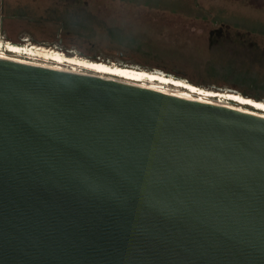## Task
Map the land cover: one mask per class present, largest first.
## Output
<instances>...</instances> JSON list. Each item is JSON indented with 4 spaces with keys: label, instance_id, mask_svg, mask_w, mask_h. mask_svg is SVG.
I'll return each mask as SVG.
<instances>
[{
    "label": "water",
    "instance_id": "obj_1",
    "mask_svg": "<svg viewBox=\"0 0 264 264\" xmlns=\"http://www.w3.org/2000/svg\"><path fill=\"white\" fill-rule=\"evenodd\" d=\"M0 264H264V116L0 58Z\"/></svg>",
    "mask_w": 264,
    "mask_h": 264
},
{
    "label": "rangeland",
    "instance_id": "obj_2",
    "mask_svg": "<svg viewBox=\"0 0 264 264\" xmlns=\"http://www.w3.org/2000/svg\"><path fill=\"white\" fill-rule=\"evenodd\" d=\"M96 4L98 9L105 6L109 13L127 11L114 18L124 33L133 36L130 41L136 48L122 46L100 33V15L93 30L89 27L92 21L79 14L80 8L62 13L53 0H0V56L146 84L264 114V107H260L264 105V89L248 88L249 93L262 98L255 100L243 96L223 76H207L204 71L208 55L205 42L211 30L219 28L229 37L264 44V0H96ZM61 17L62 22L69 19L68 33L54 21ZM148 33L162 44L158 55L137 50ZM169 44L173 53L165 49ZM215 51L219 57L211 55L215 63L222 58L238 64L237 51L246 61L251 56L253 59L252 52L259 48L235 50L229 42ZM180 55L191 60H181Z\"/></svg>",
    "mask_w": 264,
    "mask_h": 264
},
{
    "label": "trees",
    "instance_id": "obj_3",
    "mask_svg": "<svg viewBox=\"0 0 264 264\" xmlns=\"http://www.w3.org/2000/svg\"><path fill=\"white\" fill-rule=\"evenodd\" d=\"M54 5L60 6L58 9V12L61 11L62 13H65L67 9H77L80 8L81 11L79 14H83L91 24H89L90 29L95 28V21L98 17L99 21H102V26L100 25L99 28L101 29L100 33H105V36L108 37V39H112V41L117 42L118 44L126 47H133L131 49L136 48V43L130 41L133 39L132 35L128 33H124L123 29L120 28V21L118 18L123 16L124 12H127L126 10H117L112 13H109L105 6H102L104 8H99L96 4V0H53ZM76 7V8H75ZM56 10V9H55ZM122 12V16L119 14ZM57 13V12H56ZM78 14V15H79ZM118 17V18H114ZM66 20H69L67 17ZM64 20V17L61 18H55L54 21L59 22L61 25V28H63L64 32H69L68 30V24L65 20V22H62ZM104 25V26H103ZM88 26V24H87ZM123 31V32H122ZM206 38V51H208V55L206 56L205 63H204V71L207 76H223L225 81H228L231 85L238 87L239 91L242 93L243 96L253 98L255 100H261V96L258 94L249 93L247 90L248 88H253L256 91L260 88L261 90L264 89V44H253L254 42L250 41H244L241 36L237 38L229 37L224 32L219 30V28L215 30L209 31ZM91 34H95V32H91ZM135 40V39H134ZM231 43L234 45V49H251L258 47L259 51L255 53L252 59V56L250 60L244 61L243 58L240 56V54L237 51V56L240 62L238 64L233 62H227V60H223L220 58L219 63H215V59L219 58L217 56V53L215 50H218L219 48L226 47V43ZM251 43V44H250ZM160 46L162 44H158L157 38L153 36V34H145V37L142 38L141 45L138 46V49L140 48V51L144 54L146 52H154L155 55H158L157 53L160 50ZM171 44L168 46H165V49L169 53H173V49ZM144 47L143 50L141 48ZM179 49V48H178ZM216 57V58H213ZM182 57L181 60L186 59V55H180ZM234 57V56H232ZM231 57V58H232ZM229 58V60L231 59ZM187 61H190L191 59H186ZM175 70V68H174ZM190 83L197 85L196 82ZM199 86V85H197ZM242 87V88H241Z\"/></svg>",
    "mask_w": 264,
    "mask_h": 264
},
{
    "label": "bare ground",
    "instance_id": "obj_4",
    "mask_svg": "<svg viewBox=\"0 0 264 264\" xmlns=\"http://www.w3.org/2000/svg\"><path fill=\"white\" fill-rule=\"evenodd\" d=\"M0 58L10 59V60H16V59L4 57V56H0ZM16 61H21V60H16ZM22 62H26V61H22ZM28 63H31V62H28ZM33 64H36V63H33ZM38 65H42V64H38ZM42 66H47V67L54 68V69H57V70H65V69H61V68H57V67H52V66H48V65H42ZM122 81H125V82H128V83L137 84L135 82H130V81H127V80H122ZM138 85L139 86H142V87H146V88L152 89V90H155V91H160V92H164V93H170V94H174V95L181 96V97L188 98V99H194V100H198V101H202V102L213 103V104L220 105V106H225V107H229V108H234V109H238V110H242V111H247V112L259 114V113H256L254 111H251V110H248V109H245V108L230 106V105L223 104V103L210 102V101H207V100H204V99H200V98H193V97H190V96H187V95H184V94H180V93H176V92H171V91H168V90H162V89L155 88V87H152V86H149V85H146V84H138ZM260 115H263L264 116V114H260Z\"/></svg>",
    "mask_w": 264,
    "mask_h": 264
},
{
    "label": "snow or ice",
    "instance_id": "obj_5",
    "mask_svg": "<svg viewBox=\"0 0 264 264\" xmlns=\"http://www.w3.org/2000/svg\"><path fill=\"white\" fill-rule=\"evenodd\" d=\"M250 103V102H249ZM260 107H264V105H261Z\"/></svg>",
    "mask_w": 264,
    "mask_h": 264
}]
</instances>
